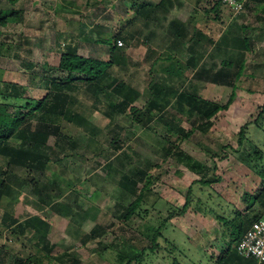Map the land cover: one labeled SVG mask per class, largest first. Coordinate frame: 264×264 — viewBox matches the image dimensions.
Here are the masks:
<instances>
[{
  "label": "rangeland",
  "instance_id": "obj_1",
  "mask_svg": "<svg viewBox=\"0 0 264 264\" xmlns=\"http://www.w3.org/2000/svg\"><path fill=\"white\" fill-rule=\"evenodd\" d=\"M143 1L151 4L143 8L150 9L151 16L127 47L135 66L125 72L115 69V74L134 90V100L127 102L122 113L119 109L125 96L115 92L114 87L93 96L85 90V79L76 74L72 81L79 90L73 102L98 126L96 136L63 119V132L72 135L77 145L73 148L61 141L56 146L57 136L52 134L47 143L51 161L45 172L11 166L10 178H6L9 195L0 200V222L6 211L21 220L41 214L51 224L49 238L53 246L49 254L66 253L64 257L71 258L70 264H117L121 251L129 256L145 251L141 264H174L175 256L181 264H220L218 258L227 248L228 237L212 210L222 211L226 217L233 215V207L244 208L243 193L262 187L253 173L255 163L247 160L244 151L254 153L258 147L264 153V120L259 122L263 128L256 123L264 109V46L257 43L243 52L245 65L242 55L238 62L237 55L225 50L229 45L240 46V38L231 37L241 28L237 22L225 20L240 17L247 6L242 13L222 15L221 10L220 17L215 18L214 12L206 14L208 7L202 0L199 5L196 0H175L168 10L157 5L161 0H0V11L20 12L8 24L0 25V92L7 93L15 84L21 91L26 88L29 95L45 96L50 77L68 74L59 64L62 49L70 44L76 45L81 56L108 60L110 47L101 41L134 18L135 11L142 9L135 3ZM195 13H199L200 27L205 30L198 44L182 40L175 33L176 26L183 23L191 37L192 25L198 20ZM211 36L212 41L208 39ZM173 49L179 59L164 61L172 57L166 50ZM189 60L196 71L193 75L190 69L186 71V89L221 105L232 101L209 121L197 114L189 122H182L183 132L190 134L178 141L175 150L184 157L179 160L164 148L169 135L162 117L172 112L149 106V85L152 77L163 79L160 68L178 69L177 64ZM241 68L243 74L236 80L234 73ZM171 80L175 85L179 82ZM171 98L170 107L177 102L175 96ZM242 131L246 136L243 143L239 141ZM17 142L12 139L11 144ZM121 157L131 164L128 168L146 170L153 181L139 210L149 211L136 213L129 220L123 214L135 195L122 187V173L110 168H120ZM192 162L200 164V172L190 167ZM1 166L6 170V158L2 156ZM139 183L140 187L144 184ZM190 187L193 201L188 211L166 223L158 247L152 250L153 244L144 233L145 224L158 227L169 212L181 209ZM51 199L72 206L75 215L57 213L48 205ZM196 203L199 208H194ZM89 207L97 210V220L84 219V210ZM204 208L209 212L204 213ZM29 236L15 228L0 231V264H17L37 253ZM45 260L47 264H60Z\"/></svg>",
  "mask_w": 264,
  "mask_h": 264
},
{
  "label": "trees",
  "instance_id": "obj_2",
  "mask_svg": "<svg viewBox=\"0 0 264 264\" xmlns=\"http://www.w3.org/2000/svg\"><path fill=\"white\" fill-rule=\"evenodd\" d=\"M174 1L175 0H161L157 5L168 10ZM200 2L201 0H196L198 5ZM202 2L206 3L208 9L205 8V10L207 12H214L215 18H219L221 6H226L222 3V0H202ZM208 4L210 5L208 6ZM135 5L142 9L140 11H135L134 18L129 20L127 24H122L121 28L115 31L112 36L102 41L100 40L101 42L107 43L110 47L108 60L99 59L97 57L81 56L77 54L76 45L70 44L62 49L59 64V68L68 72V74L66 76L50 77L51 79H49V82L46 84L48 86V91L45 96L37 98L29 95L26 88L22 87L21 91L18 87L16 88L17 85L15 84L7 93L0 92V156L6 158V166H4L6 170L3 166L0 167V200L5 195H9V185L6 182V178H10L8 174H10L11 166L22 165L40 172L46 171L51 161V157L48 155L47 151V143L50 135L55 134L57 136L56 146L61 145V141L69 143L73 148L77 145V141L72 135L70 136L63 132L60 123L63 119L75 126L84 128L89 135L93 137L96 136L98 126L91 121L85 113L77 108L76 103L73 102L77 98L75 93L79 90L77 85L72 81L76 78V74L81 75L85 79L87 83V89L85 90L93 96L110 87H114L115 92L125 96L126 101L124 100L123 107L119 109L122 113L126 110V105L134 100V90L131 89L130 86L128 87L129 83L126 82V80L120 79L119 76L115 74V69L118 68L125 72L135 64L132 57L127 52V47L135 39L136 34L141 31L142 25L147 23V17L151 16L150 9L143 11V8L151 4L143 1L141 3L136 2ZM19 14V11L13 9L8 12L1 10L0 25L8 24L11 19H15ZM193 27L194 30L191 33V37L189 36L187 27L183 23L176 26L175 33L181 37L182 40L187 38L193 40V43L198 44L204 33L201 28L195 25ZM1 34L2 30L0 29V35ZM118 40H122L126 45H119ZM238 42H240V45L246 43L247 49H244L249 50L250 43L246 38ZM179 65L182 64L179 63ZM182 67L177 70H175V66L163 67V79L155 80L153 78L149 85L151 91L149 106L159 108L161 109L160 111L169 109L172 112L170 115L165 114L167 117L161 116L162 119L165 118L166 132L169 135L167 138L168 143L164 148L169 155L179 160L184 159V157L182 158L175 150L179 146L180 142L178 141L182 140V138L185 139V137L190 134V132H183L184 128L181 126L182 122H189L191 117L197 114L200 119L209 121L218 111L227 108L232 101V99H229L227 104L221 105L199 96L196 92L186 89L184 83H187L189 80L186 71L193 67L192 61L183 64ZM242 72L243 70L241 68L234 73L236 80H239L240 75L243 74ZM225 73L226 72H223L222 74L226 75ZM171 79L179 81L178 84H172ZM161 80L164 82L162 83ZM214 80L216 81L217 79ZM218 81L219 80H217V82ZM223 82L229 83L226 79H224ZM232 86H234L233 88L237 87L234 83ZM233 95L234 92H232L231 98ZM173 96L177 98V102L170 107L172 103L171 97ZM260 120H264V109L260 112L256 121L257 125L262 127V123H259ZM180 132L183 133L180 134ZM243 137H246L244 131H242V137H240L239 140L241 143L244 142ZM12 139H17L19 142L11 144ZM120 146L121 145L116 147ZM257 149L258 150L254 151V153H250L248 150H245L244 153L249 162L254 161L255 165H252V168H254L255 171H253V173L259 178V183L262 187L255 191L243 193L242 201L246 205L245 209L234 207V216L231 218L222 214V211L217 213L215 210H212L217 219L224 225L227 232L226 236L228 237L227 248L218 258L220 264H255L253 258L242 256L238 252L237 246L252 223L264 217V185H262L264 183V153L261 148L257 147ZM238 153L242 155V152L239 151ZM238 153L236 157L240 160ZM126 159L127 158L122 157L118 158L120 168H110L112 170L116 169L117 172L122 173V187L135 195V199L127 206L123 214L125 220H129L136 213L141 215L142 212L145 214L149 211L148 209H144L142 212L139 210L142 208L146 193L150 191V186L153 181L152 175L147 173L146 170L137 169V167L128 168L131 164L128 163ZM243 161V163L246 162V160ZM189 165L193 170L198 172L201 171L200 168L197 167L200 164L192 162ZM141 181L144 182L142 187L139 186V182ZM201 182L206 181L201 180ZM192 192L193 188L190 187L184 206L181 209H175L169 212L168 216L161 221L158 227L145 224L146 230L144 233L147 234L153 244L152 250L158 247V238L160 234H162V229L165 227L166 223L176 215H183L188 211L193 201L191 198ZM47 202L53 210L65 217H72L75 215L74 208L64 202L54 199ZM39 207L43 209V205H39ZM194 208H199L197 203ZM242 210H253V212L251 213L248 211L247 213H243ZM96 211L97 210H92V207L87 208L83 213L84 219L92 218L97 220L98 215L95 214ZM203 211L204 213L209 212L206 208H204ZM50 226L51 224L48 219L41 214H35L27 219L21 220L14 216L13 213L7 211L4 213L0 222V231L15 228V231H20V233L24 235L28 233L30 235L28 240L32 241V246L38 249L37 253L30 254L25 260H19L17 264H47L45 258L58 261L60 264H70L72 262L71 258L66 259L64 257L66 253L56 256L49 254L53 246L49 238ZM137 253L129 256L125 252H119L117 264H141L142 258L140 260V257L145 254V251ZM172 261L174 264H181L176 256ZM74 262H77V260L74 259Z\"/></svg>",
  "mask_w": 264,
  "mask_h": 264
},
{
  "label": "crops",
  "instance_id": "obj_3",
  "mask_svg": "<svg viewBox=\"0 0 264 264\" xmlns=\"http://www.w3.org/2000/svg\"><path fill=\"white\" fill-rule=\"evenodd\" d=\"M221 10L223 11V13L221 12L222 15H227V14L229 15V14L233 13V11L230 10V8H228V7L224 6V5H223V7L220 8V11ZM205 12H206V14L208 13L206 10H205ZM195 15H197L196 19H198L199 13H195ZM219 15H220V13H219ZM244 18H246L245 21H244ZM200 19L201 18H199L197 21L195 20L196 23H193L192 30L190 31V33L193 32V30H194L193 26L194 25L196 27L201 28L200 27V21H201ZM229 22H237V26H241V28H238V30L235 31V35L233 34L231 39H235L236 37H239L240 38L239 41H242L243 39L246 38L249 41V43H250L249 47L251 49H253L255 47V44L257 45V43H261V42H262V44L264 46V0H250L249 3L247 4L246 12L242 13V15H240V17L237 16L236 18H230V20H225V23H229ZM201 29L203 30V28H201ZM203 33H205V30H203ZM205 39H206V36H205ZM208 39L209 40H213V37L211 36ZM226 48L229 49V53L237 55L236 59L239 62L240 61L239 57L241 55L243 56V52H246V50L244 49V48H246V43L245 44H241L239 47H235L234 45H229V46L225 47V50H226ZM174 49H176V48H174ZM174 49L173 50H166L168 52H171L170 54L172 55V57H170V58L166 57V58H164V61L168 60V59L170 60L171 58H173L174 60L179 59L178 56L176 55V52H175ZM203 52H205V51H203ZM226 52H227V50H226ZM243 58H244V56H243ZM244 60H245V58H244ZM157 61H158V59L155 62H157ZM164 61H161V62H164ZM190 61L191 60H189L187 63H189ZM179 62H180V60H179ZM243 62H246V60L243 61ZM178 65L179 64H177V66ZM179 68H180V66H179ZM192 68L193 67L190 68V70L192 72L191 75H193L194 72L196 71V69H192ZM160 69L163 70V67L160 68ZM175 70H177V67H175ZM181 70H183V69H181ZM207 70L209 71V69H207ZM152 72H153L152 70H149V73H152ZM153 78L154 77H152L150 79V81H152ZM217 83H219V82H217ZM241 200H242V197H241ZM229 206H230V204H229ZM245 206L246 205L244 204V208H245ZM237 208H241V207H237ZM244 208H241V209H244ZM232 210H234V207L232 208ZM232 210H230V212H232ZM242 211H243V213H247L250 210H242ZM250 212L252 213L253 210H251ZM233 216H234V211H233V215H230V213L228 215V217H230V218L233 217ZM261 218H264V217H261Z\"/></svg>",
  "mask_w": 264,
  "mask_h": 264
},
{
  "label": "built area",
  "instance_id": "obj_4",
  "mask_svg": "<svg viewBox=\"0 0 264 264\" xmlns=\"http://www.w3.org/2000/svg\"><path fill=\"white\" fill-rule=\"evenodd\" d=\"M250 0H222L234 13L245 11ZM123 45L122 40H118ZM238 252L245 257L253 258L255 264L264 263V218L258 219L246 230L237 246Z\"/></svg>",
  "mask_w": 264,
  "mask_h": 264
}]
</instances>
